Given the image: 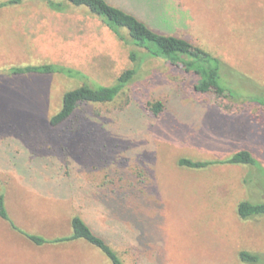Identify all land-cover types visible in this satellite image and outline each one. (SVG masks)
Masks as SVG:
<instances>
[{
    "label": "rangeland",
    "instance_id": "1",
    "mask_svg": "<svg viewBox=\"0 0 264 264\" xmlns=\"http://www.w3.org/2000/svg\"><path fill=\"white\" fill-rule=\"evenodd\" d=\"M109 1L134 9L127 0ZM164 1L188 20L161 32L218 57L222 84L234 94L228 102L239 110L223 111L214 94L186 95L182 86L197 77L146 59L114 102L83 105L72 121L52 127L64 95L82 84L5 70L58 64L110 86L135 67L131 52L144 51L86 8L56 13L27 0L1 9L0 195L21 230L68 237L81 216L126 264H244L242 251L264 264V217L238 215L243 201L264 203V0ZM158 101L165 109L155 117L145 107ZM242 150L259 166H179L184 158L225 160ZM132 181L139 202L129 209L114 189ZM0 264L112 263L83 240L37 246L0 218Z\"/></svg>",
    "mask_w": 264,
    "mask_h": 264
},
{
    "label": "trees",
    "instance_id": "2",
    "mask_svg": "<svg viewBox=\"0 0 264 264\" xmlns=\"http://www.w3.org/2000/svg\"><path fill=\"white\" fill-rule=\"evenodd\" d=\"M25 1L27 0H5L0 3V10L21 5ZM42 1L56 13H65L69 7L86 8L90 14L101 19L119 40L144 51L143 53L136 50L131 52L130 58L135 67L124 71L110 86L91 82L90 78L82 71L58 64L15 66L5 70L3 72L5 76L61 75L82 84L64 95L60 112L51 119L52 127L58 128L72 121L83 105L114 102L136 80L139 68L146 59L164 60L170 65L180 68L186 75L197 77L193 86H182L186 95H196L199 99V97L204 98L214 94L217 104L223 111L234 113L239 110L228 102L229 99L234 98V94L222 84L223 65L220 59L201 47L195 46L186 38L165 35L161 32L163 30L173 32L175 26L188 20L186 15H179L177 9L164 0H127L134 8L131 12L113 5L109 0ZM145 108L155 117H159L165 109L164 104L160 101L150 102ZM221 165L259 166L257 160L247 150L239 151L225 160L194 161L184 158L179 161L180 167L193 170H204ZM143 174H140L141 177ZM114 193L117 197L122 195V200H129L127 204L129 209L134 208V204L139 202L137 183L134 181L129 186L116 187ZM238 215L242 220L264 217V203L243 201L238 206ZM0 218L37 246L83 240L99 249L112 264H126L110 243L97 234L81 216L73 217L71 221L73 234L71 236L49 240L42 236L29 234L16 225L6 208L5 195L2 193L0 195ZM239 257L244 264L263 263L260 255L248 251H242Z\"/></svg>",
    "mask_w": 264,
    "mask_h": 264
},
{
    "label": "crops",
    "instance_id": "3",
    "mask_svg": "<svg viewBox=\"0 0 264 264\" xmlns=\"http://www.w3.org/2000/svg\"><path fill=\"white\" fill-rule=\"evenodd\" d=\"M93 229V228H92Z\"/></svg>",
    "mask_w": 264,
    "mask_h": 264
}]
</instances>
